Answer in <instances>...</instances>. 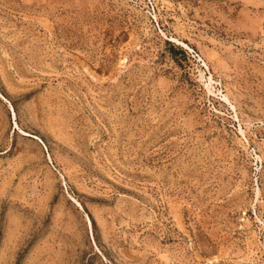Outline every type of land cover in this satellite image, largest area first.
<instances>
[{
	"label": "rangeland",
	"instance_id": "rangeland-1",
	"mask_svg": "<svg viewBox=\"0 0 264 264\" xmlns=\"http://www.w3.org/2000/svg\"><path fill=\"white\" fill-rule=\"evenodd\" d=\"M0 264H264V0H0Z\"/></svg>",
	"mask_w": 264,
	"mask_h": 264
}]
</instances>
